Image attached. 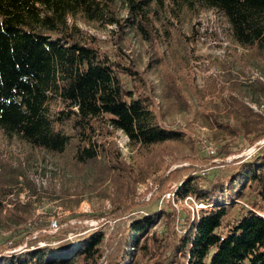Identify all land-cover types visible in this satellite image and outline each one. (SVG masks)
<instances>
[{"label": "trees", "instance_id": "1", "mask_svg": "<svg viewBox=\"0 0 264 264\" xmlns=\"http://www.w3.org/2000/svg\"><path fill=\"white\" fill-rule=\"evenodd\" d=\"M197 2L225 17L231 41L245 51H236L240 62L264 65V0H0V130L39 150L71 153L77 171L94 169L101 183L109 180L112 219L147 204L139 186L154 178L164 148L186 134L167 125L168 115L190 107L158 48L169 33L163 11L168 5L193 9ZM79 14L116 28L117 58L77 24ZM131 35L149 44L146 59ZM250 88L260 102L264 80L255 78ZM54 99L62 108L52 115ZM226 106L238 123L220 126L256 145V152L229 161L239 152L226 144L222 164L235 171L225 177L207 180L208 161L192 157L189 165L157 176L159 194L175 187L178 200L192 197L205 207L181 219L172 197L167 208L136 219L127 228L128 248L113 264H264V113L235 93ZM113 130L127 135L141 161H127L113 140L99 141V132ZM0 165L18 180L15 164L2 159ZM4 180L0 219L12 193ZM159 220L167 224L165 233ZM106 241L107 232L98 229L73 248H28L4 254L0 264H101Z\"/></svg>", "mask_w": 264, "mask_h": 264}, {"label": "rangeland", "instance_id": "2", "mask_svg": "<svg viewBox=\"0 0 264 264\" xmlns=\"http://www.w3.org/2000/svg\"><path fill=\"white\" fill-rule=\"evenodd\" d=\"M163 15L164 28L169 33L164 34L158 48L190 107L188 110H174L168 115L167 125L181 127L186 134L184 140L171 142L164 148L162 164L154 166L157 169L154 178H147V182L139 186L147 204L138 205L126 217L112 219L109 195L113 188L109 180L101 183L103 180L94 169L77 171L71 153L56 155L39 150L22 139L7 137L0 130V160L9 159L18 168V180H15L14 174L2 171L0 165V178L5 179V186L12 190L0 219V257L46 245L62 250L73 248L86 236L103 229L107 232V241L101 264H113L128 248L127 228L136 219L167 208L172 197L176 198L181 219L188 210L193 212L205 207L192 197L178 200L175 187L171 192L159 194L157 176L189 165L192 157L208 161L209 166L202 171L207 180L225 177L235 171V168L222 164L226 144L231 151L239 152L228 156L226 160L229 161L256 152V145H250L243 136L232 134L220 124L238 123L226 106L230 93L243 96L256 111L264 113V97L260 102H254L256 95H252L250 88L255 78L264 80V65L253 60L249 63L238 60L236 51H245L231 41L228 23L217 10L197 2L193 9L168 5ZM75 21L100 39L101 48L109 52L112 59L117 58L116 52L120 49L114 42L116 28L113 25L89 22L82 14ZM131 37L135 49L146 59L149 44L135 35ZM149 76L154 80V73L150 72ZM61 108L57 100L50 101L52 115ZM101 133L99 141H115L127 161L136 164L142 160V152L130 146L129 138L122 131ZM157 226L166 232L164 220H159Z\"/></svg>", "mask_w": 264, "mask_h": 264}]
</instances>
